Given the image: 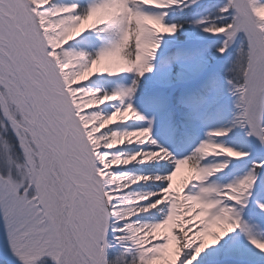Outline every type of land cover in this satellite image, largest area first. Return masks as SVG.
<instances>
[{
	"label": "snow or ice",
	"instance_id": "snow-or-ice-1",
	"mask_svg": "<svg viewBox=\"0 0 264 264\" xmlns=\"http://www.w3.org/2000/svg\"><path fill=\"white\" fill-rule=\"evenodd\" d=\"M0 230V264H264V0H0Z\"/></svg>",
	"mask_w": 264,
	"mask_h": 264
},
{
	"label": "bare ground",
	"instance_id": "bare-ground-1",
	"mask_svg": "<svg viewBox=\"0 0 264 264\" xmlns=\"http://www.w3.org/2000/svg\"><path fill=\"white\" fill-rule=\"evenodd\" d=\"M179 180H180V177L178 176L177 181L179 182ZM4 248H5V237H4L3 231L0 230V251H3Z\"/></svg>",
	"mask_w": 264,
	"mask_h": 264
},
{
	"label": "rangeland",
	"instance_id": "rangeland-1",
	"mask_svg": "<svg viewBox=\"0 0 264 264\" xmlns=\"http://www.w3.org/2000/svg\"><path fill=\"white\" fill-rule=\"evenodd\" d=\"M42 264H53V262L50 259L45 258Z\"/></svg>",
	"mask_w": 264,
	"mask_h": 264
}]
</instances>
